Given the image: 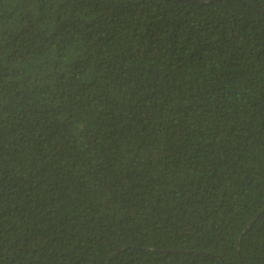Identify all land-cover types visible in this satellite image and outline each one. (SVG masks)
Masks as SVG:
<instances>
[{
  "label": "trees",
  "instance_id": "16d2710c",
  "mask_svg": "<svg viewBox=\"0 0 264 264\" xmlns=\"http://www.w3.org/2000/svg\"><path fill=\"white\" fill-rule=\"evenodd\" d=\"M0 264H264V0H0Z\"/></svg>",
  "mask_w": 264,
  "mask_h": 264
}]
</instances>
